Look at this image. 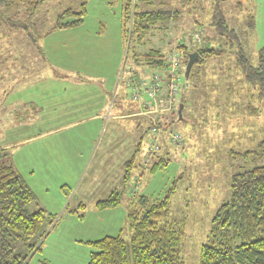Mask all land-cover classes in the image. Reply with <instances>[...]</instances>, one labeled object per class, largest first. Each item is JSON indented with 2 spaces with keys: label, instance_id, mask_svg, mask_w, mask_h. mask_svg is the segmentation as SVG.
Segmentation results:
<instances>
[{
  "label": "rangeland",
  "instance_id": "rangeland-1",
  "mask_svg": "<svg viewBox=\"0 0 264 264\" xmlns=\"http://www.w3.org/2000/svg\"><path fill=\"white\" fill-rule=\"evenodd\" d=\"M215 3V0H199L197 10H194L185 5L183 0H136L137 6L141 9L180 12V16L172 20L157 21L156 27L147 35V41L138 47L134 46L133 41L130 43L128 38H123L121 32L118 34L119 37L117 36V31L121 29L119 0H45L29 20L21 15H14L16 9L7 15H0V92L5 91L9 100L19 96L21 89L19 85L24 83L22 76L26 77L27 72L36 80L43 77V58L50 56L44 51V44L54 39L60 41L63 38L67 41L66 36L57 35L58 29L53 30L52 26L63 11L71 9L77 13L81 10V5L84 14L83 22L79 25L80 31L94 33L103 26L106 28L105 39L98 40L103 46L120 42L119 75L123 73L125 77L129 69H132L130 76L142 81L139 74L141 65L147 68L151 75L157 73L140 61L135 62L133 60L135 52L144 54L150 49H155L165 56L170 54L179 62V68L176 70L179 77L175 80L179 89L172 102L169 101L167 85L162 84L160 91L164 89L166 92V104L161 106L158 92L155 104L150 106L153 110L149 114L151 118L144 120L141 129L136 131L130 129L129 132V127L121 128L124 124L118 123V127L117 123L110 121L107 127L102 126L98 132V140L101 139L104 145L111 139L109 146L117 147L116 143H121V148L125 147L122 145L123 139L126 143L128 138L136 139L137 143L141 141V148L137 153V159L135 158L139 167L133 168L132 175L137 173L146 177L137 184V195H145L151 199L161 198L176 179L169 219L176 222L184 221L181 249L184 264H198L199 250L202 244L207 243L211 220L217 208L229 200L230 177L235 173L264 165V153L258 150V143L264 140V108L257 87L244 79L232 51L226 46L227 41L213 29L211 9ZM238 3L241 4L242 10H239ZM219 9L227 25L234 31L249 64L254 65L257 62L258 50L264 45V0H221ZM248 14L252 15V19L246 17ZM19 20L28 23L27 32L19 24H15ZM221 44L226 50L223 54L193 65L189 77L184 78L185 66L183 69L181 66L187 62L189 53L196 52L194 50L199 47L214 48ZM185 50L189 52L187 55ZM110 52L111 49L106 51V54ZM26 59L31 60L29 65ZM23 65L26 67L24 72L18 69ZM145 71L143 69L141 72L146 74ZM163 73L159 80L169 82L168 71ZM39 84L40 82L36 81L22 96L27 99L31 96L36 100V94H40L43 89ZM180 104L182 108L179 116L177 109ZM44 108L45 111L40 114L42 119L38 122L39 128L25 124L19 119L15 108L12 123L18 125L23 122L26 129L23 128L20 133L17 132L19 128L9 129L4 132L3 137L17 138L25 133L32 135L37 131H48L47 120L56 115L52 112L53 107ZM153 126L158 129L156 139L160 151L144 161L143 156L152 143L150 129ZM172 134L176 135H174L176 140L170 142ZM248 151L251 153L247 157L241 156ZM98 154L83 180V183L92 180L90 187L83 186L84 193L88 191L92 192V195L101 193L108 183L114 180L113 176L117 173L118 157L102 161V167H109V171L103 169L93 171V165L100 161ZM155 156H161L167 162L166 166L163 169L157 168L153 174H147L146 168ZM131 158L132 155L129 159ZM140 160L143 162L140 163ZM31 183L35 200L29 204V210H35L36 203L47 214H52L51 220H55V223L47 228L51 232L47 241L49 257L40 256L42 249L33 255L28 254L27 247L19 240L11 241L15 251L21 255H29L26 264H40L43 260L48 264H85L91 247L80 239L73 242L75 237H79V232L84 235L93 234L95 227L100 231H115V222L120 217V212L123 214L124 209H118L116 212L119 214L113 219L114 215L106 217L96 213L104 210L92 208L94 204H85L83 218L79 219L75 215L72 218L73 214L70 212L78 205L73 204V201L69 203L74 188L70 191L69 187L62 186L60 191L57 187L49 189L42 187V190L36 186L34 179ZM128 183L134 186L133 179ZM126 187L119 180L108 194L113 189L125 191ZM124 197L123 192L121 199ZM85 198L87 203L91 199L87 196ZM120 229L116 234L120 233L128 242L130 233L125 223Z\"/></svg>",
  "mask_w": 264,
  "mask_h": 264
},
{
  "label": "trees",
  "instance_id": "trees-1",
  "mask_svg": "<svg viewBox=\"0 0 264 264\" xmlns=\"http://www.w3.org/2000/svg\"><path fill=\"white\" fill-rule=\"evenodd\" d=\"M119 1L121 36L128 38L130 43L133 41L135 47L147 41V35L156 27L157 21L172 20L180 16L179 11L141 9L136 0ZM44 2L45 0H0V15H7L16 9L14 15H21L29 20ZM197 2L199 0H183L185 5L194 10H197ZM215 2L211 9L213 29L227 41L226 46L232 51L244 79L257 87L264 108V45L258 50L257 62L249 64L234 31L227 25L219 9L221 0ZM237 6L242 10L240 3ZM83 14L82 5L77 13L66 9L58 15L52 29L78 26L83 22ZM246 17L252 19L250 14ZM24 22L19 20L15 24H19L27 32L28 23ZM194 51L198 53L195 65L219 56L226 50L221 44L214 48L199 47ZM185 53L187 55L189 52L185 50ZM167 56L159 50L150 49L144 54L133 53V60L140 61L151 69L163 70L167 67ZM185 64L186 62L181 66L182 69ZM139 147L140 145L132 158L124 163L123 186L134 178L133 168L139 167L135 162ZM258 150L264 153V140L258 143ZM249 153L251 152H244L241 156L247 157ZM166 163L161 156H155L146 168L147 174H153L157 168L163 169ZM143 175H138L139 181L146 177ZM175 180L161 198L151 199L145 195H137V191L132 194L125 215V225L130 233L128 242L120 233L86 241L85 244L91 247L86 264H184L181 254L184 221L169 219ZM123 192V189L111 191L105 198L95 202L94 209L117 208ZM34 200V192L0 150V264H26L28 254L41 250L47 228L54 224V219L51 220V214L48 215L42 208L30 211L29 204ZM85 210V204L80 203L70 213L82 219ZM12 240L22 241L28 254L17 253ZM40 264L48 262L43 260ZM198 264H264V165L230 177L229 200L217 208L211 220L207 243L202 244L199 250Z\"/></svg>",
  "mask_w": 264,
  "mask_h": 264
},
{
  "label": "crops",
  "instance_id": "crops-1",
  "mask_svg": "<svg viewBox=\"0 0 264 264\" xmlns=\"http://www.w3.org/2000/svg\"><path fill=\"white\" fill-rule=\"evenodd\" d=\"M80 27L78 25L58 30L57 35L66 36L67 41L63 38L60 41L54 39L52 42L44 44V51L50 56L43 58V77L40 80L32 78L27 72L26 77L22 76L24 83L19 85L21 87L19 96L9 100L5 91L0 92V150L5 153L7 162L30 188H32L31 180L33 179L36 186L41 189L42 187L47 189L57 187L61 191L60 187L64 186V188L69 187L71 191L74 188L71 198L69 197L70 204L72 201L73 204H95L96 201L107 196L116 182L120 180L122 183L124 172L122 163L131 155L133 156L138 145L141 148V141L137 143L136 139L131 138H128L127 143L123 139L122 145H125V147L122 146L123 148H121V143H116L117 147L109 146L111 139H109V143L102 145L101 139L98 140V132L102 126L107 127L110 121L117 125L118 123L124 124L121 125V128L128 129L129 127V132L130 129L134 131L141 129L144 120L151 118L150 113L144 109L145 102L149 100L145 94V88L154 74L151 75V72L141 65L140 70H146V74L139 72L142 81L130 76L132 69H129L125 77L123 73L119 75L120 42L116 41L111 46L109 44L103 46L98 40L105 39L106 28L102 26L92 33L80 31ZM119 32H121L120 28L117 31V36ZM109 49L111 52L106 54ZM29 60L26 59L28 65L30 64ZM25 68L23 65L18 69L24 72ZM153 71H157L156 74L161 77L164 74L163 71L166 72V70L158 71V69ZM36 81H39V85L43 88L40 94H36L37 99L35 100L31 96L28 99L23 97L22 95L28 92ZM58 88L61 89L58 91ZM132 94L135 96L133 97ZM158 99L161 106L166 104L167 97L164 89L158 93ZM44 107H53L54 111L52 112L56 115L47 120L49 122L46 125L48 131H37L32 135L25 133L17 138L3 137L4 132L9 129L19 128L17 132L20 133L25 127L23 122L18 125L12 123L15 108L18 111L19 119H22L25 124L39 128L38 122L42 119L40 114L45 111ZM112 139L114 140V138ZM97 154L100 155V161L93 165V171L108 170L109 167H102V161L114 157H118L116 160L119 167L113 176L114 180H111L101 193L92 195L90 191L86 193L83 191V186L90 187L92 180L84 183L83 180ZM146 155L147 152L143 157H147ZM142 162L140 160V163ZM107 175L110 176V174ZM137 177L136 173L133 178V187L127 181L125 197L117 208L96 211L99 215L106 217L114 215L113 219H116V215L119 214L116 211L124 209L123 214L120 212V217L115 222V231L105 232L95 227L94 232H97H93L95 235H84L79 232V237H75L73 242H77V239L83 242L93 241L104 236H116V232H120L121 226H124L125 223L127 204L132 194L134 195L138 191L137 184L141 180L139 181ZM85 196L91 198L88 203ZM35 205L36 208H42L36 203ZM71 217L74 218V215ZM48 229L41 244L40 256L42 258L49 257V242L47 241L51 232Z\"/></svg>",
  "mask_w": 264,
  "mask_h": 264
},
{
  "label": "built area",
  "instance_id": "built-area-1",
  "mask_svg": "<svg viewBox=\"0 0 264 264\" xmlns=\"http://www.w3.org/2000/svg\"><path fill=\"white\" fill-rule=\"evenodd\" d=\"M179 68V62L177 60H175L174 57L170 56V54L167 56V67H166V71H168V77H170V81L169 82H161L160 76L159 75H153V77L151 78V80L147 83L146 88H145V94L147 95V97L149 98V100L147 102H145L144 105V109L150 113V111H153L150 106L152 107L153 104H155V97L157 95L158 92H160L161 89V85H167V89L169 90V101L172 102L173 100V96H175V94L178 92L179 87L177 86V84L175 83V80L179 77L176 73V70H178ZM170 105H172V103H170ZM150 132L152 133V143L148 146L147 148V157L150 158L151 156L156 155L159 151H160V146L158 144L157 141V134H158V129L156 126H153L150 129ZM174 135L172 134L170 135V142L175 141L176 139H174ZM176 136V135H175ZM145 157V159L147 158ZM147 158V159H148ZM144 161H147V159Z\"/></svg>",
  "mask_w": 264,
  "mask_h": 264
},
{
  "label": "water",
  "instance_id": "water-1",
  "mask_svg": "<svg viewBox=\"0 0 264 264\" xmlns=\"http://www.w3.org/2000/svg\"><path fill=\"white\" fill-rule=\"evenodd\" d=\"M198 58V53L197 52H192V53H189L188 54V59H187V62L185 64V67H184V78L187 79L188 76H189V73H190V70L192 68V66L194 65L196 59ZM182 108V105L180 104L178 106V115L180 116V110Z\"/></svg>",
  "mask_w": 264,
  "mask_h": 264
}]
</instances>
